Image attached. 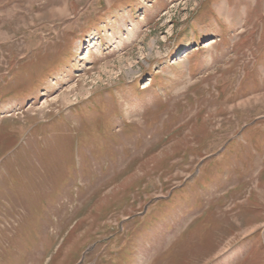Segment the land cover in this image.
I'll return each instance as SVG.
<instances>
[{"label":"rangeland","instance_id":"1","mask_svg":"<svg viewBox=\"0 0 264 264\" xmlns=\"http://www.w3.org/2000/svg\"><path fill=\"white\" fill-rule=\"evenodd\" d=\"M0 264H264V0H0Z\"/></svg>","mask_w":264,"mask_h":264}]
</instances>
